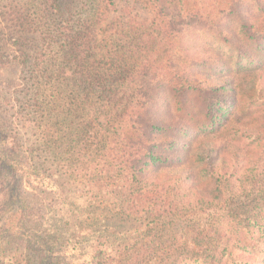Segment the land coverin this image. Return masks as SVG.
Segmentation results:
<instances>
[{"label": "trees", "instance_id": "obj_1", "mask_svg": "<svg viewBox=\"0 0 264 264\" xmlns=\"http://www.w3.org/2000/svg\"><path fill=\"white\" fill-rule=\"evenodd\" d=\"M91 1L89 18L97 16V20L81 23L78 29L65 26L60 33L56 30V35L47 37L49 45L68 43L63 44V53L56 52L53 56L45 52L41 55L33 69L32 88L37 90L44 84L54 86L51 81L64 78L74 83L67 94L76 95L78 88L88 100L97 99L98 106L92 108L93 117L100 121L105 119L106 123L121 129L127 127L126 136L121 140L123 150L118 156V168L122 167L127 175L135 178L139 177L135 174L136 167L140 171L169 162L154 154V147L170 142L165 137L179 130V124L172 123L173 115L176 117V113L181 112L182 121H185V124H180L183 126L181 129L183 136L188 138L185 149L193 142L197 143L199 136L217 143L215 158H212V149L204 150L205 165L201 173L215 184L213 191L218 193L219 204L226 206L224 212L228 214L223 215L226 220H218L217 227L210 223L203 225L198 235L204 241L198 248L189 245L183 260L176 254L173 264L264 262V258H258V250L263 243L260 240L264 239V190L260 191L257 199L252 198L248 203L239 200L240 189L245 182H252L254 186L264 182V0H247L248 5L243 4L244 0H152L153 20L144 19L135 24L119 22L122 23L120 26L111 28L120 41L118 47L110 49L109 67L94 63L98 48L94 24L102 23L116 4L114 0H106L105 7H101L96 4L97 0ZM18 6L8 4L9 14L13 16L10 18L12 25L31 24V21L24 20L27 16ZM44 6L51 10L52 18L64 14L59 0H46ZM198 31L209 37L205 41L207 47H202L201 51H196V46L186 47L182 41ZM211 31L216 35L212 36ZM188 45L194 44L188 42ZM125 57L136 58L141 63L136 73L118 63ZM70 63L72 68L68 67ZM147 77L149 80H144ZM121 78L123 82L119 83ZM219 80L225 84L221 86ZM220 87H229L233 93L231 98L216 96L214 92ZM39 101L43 100L30 95L24 109L27 115L37 111L42 145L54 155L62 139L55 121L58 98ZM26 114L24 112L23 117ZM9 141H12L11 148L7 144ZM139 143V150L133 151L132 147ZM238 148L251 152L246 173L240 174L235 168V174L214 164L216 161L229 164L227 157L232 161L240 160ZM81 155L71 153L65 160H78L79 165L85 163ZM23 159L15 146V139L4 136L0 127V185L4 181L11 183L6 196L14 195L18 181L23 179L35 187L43 185L54 197L61 196L60 183L56 179L48 178L42 167L31 168ZM104 182L99 178L95 185L102 189ZM114 182L120 186L121 183L127 184L128 178L115 176ZM145 185L147 182L141 179L138 187L131 189H143ZM198 202L205 200L201 198ZM19 211L21 226L18 230H14L7 219L2 224L1 228L6 229L0 233L3 245L20 237L19 231L25 225L27 213L24 208ZM229 214L233 215L228 218ZM242 229H247L249 237L244 242L238 239L240 232L244 234ZM228 231L232 232L229 238ZM39 238L34 237V241L41 245L43 239ZM108 249L106 242H99L90 253L91 259L81 263L116 264L117 260L109 255ZM195 250H198L196 254ZM246 254L247 261H241L239 258ZM192 255L200 256L198 259L201 260H192ZM51 263L45 257L41 262ZM0 264H15L6 248L0 247Z\"/></svg>", "mask_w": 264, "mask_h": 264}, {"label": "rangeland", "instance_id": "obj_2", "mask_svg": "<svg viewBox=\"0 0 264 264\" xmlns=\"http://www.w3.org/2000/svg\"><path fill=\"white\" fill-rule=\"evenodd\" d=\"M114 1L116 8L110 11L102 23L94 24L98 33L94 63L104 67H109L111 62L110 49H113L112 46L118 47L120 41L116 32L111 30L112 27L120 26L122 23L119 22L135 24L155 17L152 0ZM44 2L46 0H0V127L4 136L15 139V146L21 151L23 161L31 168L42 167L48 178L60 183L61 196L54 197L43 185L35 187L23 179L18 181L14 195L8 197L6 193L11 183L2 182L0 233L6 230L1 228L6 219L14 230H18L21 226L20 209H26L27 218L19 231V239H14L8 245L0 242V247L11 253L15 264H41L44 257L49 258L51 264H82V261L91 259L90 253L102 241L109 246V255L117 260L116 264H173L176 254L183 260L189 245L198 248L204 241L198 235L202 226L210 223L217 227L218 220H226L223 215L228 214L224 212L226 206L219 204L218 193L213 191L215 184L201 173L205 165L204 152L212 149V158H215L218 148L214 147L217 143L199 136L197 143L193 142L185 149L188 138L183 136V126L180 125L185 124V121H182L181 112H178L176 117L173 115L172 123L179 124V130L165 137L171 143L166 141L164 145L154 147V154L164 162L169 161L167 164L140 171L136 167L137 178L127 175L128 172L122 167L118 168V156L123 150L121 140L126 136L127 127L121 129L106 123L105 119L100 121L93 117L92 108L98 106L97 99L88 100L78 88L79 93L76 90V95L67 94L74 83L64 78L51 81L54 86L44 84L40 89L32 88L33 69L37 60L45 52L53 56L56 52L63 53V44L68 43L49 45L47 37L56 35V30L60 33L65 26L78 29L81 23L97 20V16L89 18L91 0H59L64 14L54 18L51 17V10L45 9ZM247 2L244 0L243 4L248 5ZM8 4H19L21 12L27 16L24 20L31 21V24L12 25L10 18L13 16L9 14ZM96 4L105 7L107 1L97 0ZM210 34L216 35L215 31ZM208 38L198 31L182 41H185L186 47L196 46L195 50L201 51L202 47H207L205 41ZM188 42L194 45L189 46ZM107 44L109 47H106ZM120 62L129 71L135 70V73L141 65L133 57H125ZM72 66V63L68 64L69 68ZM144 80L148 81L149 77ZM139 81L142 79L139 78ZM118 82H123V79ZM218 82L221 86L225 84L223 80ZM214 93L225 98H231L233 94L229 87H220ZM30 95L43 100L39 102L58 98L55 121L62 139L54 155L49 154L42 145L38 129L41 122L36 119L37 111L26 114L24 104ZM24 112L26 115L23 117ZM11 142L7 143L9 148L12 147ZM139 148L140 143L133 146L132 150L138 151ZM238 150L240 160L232 161L227 157L229 164L220 161L214 164L228 168L235 174V168L240 174L246 173L251 152L242 148ZM71 153L83 154L80 158L85 163L78 165V160H65ZM152 165H155L154 162ZM115 176H127L128 183L119 186L114 182ZM99 178L105 181L102 189L95 185ZM141 179L147 185L142 186L143 189L132 190V187H138V180ZM263 190L264 182L255 186L252 182H245L240 189L239 200L248 203L252 198L257 199ZM201 198L205 202L197 204ZM208 198H211L210 201ZM256 203L257 200L254 201ZM230 208L227 207L228 212ZM174 212L178 213L174 215ZM233 214H229L228 218ZM246 230L238 236L241 242L249 238ZM231 233L227 232L228 238ZM34 237H40L43 243H36ZM260 242L263 243L258 250L259 260L264 258V239ZM194 252L196 254L198 250ZM192 256V260H201L198 259L200 256ZM247 256L239 259L246 262Z\"/></svg>", "mask_w": 264, "mask_h": 264}]
</instances>
